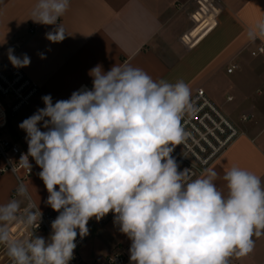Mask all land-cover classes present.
Listing matches in <instances>:
<instances>
[{
    "label": "clouds",
    "instance_id": "clouds-1",
    "mask_svg": "<svg viewBox=\"0 0 264 264\" xmlns=\"http://www.w3.org/2000/svg\"><path fill=\"white\" fill-rule=\"evenodd\" d=\"M69 8L70 0H37L32 20L55 26L45 33L50 42L66 38L58 21ZM247 38L264 40V18ZM7 55L14 68L31 63L12 48ZM89 75L91 89L55 103L45 95V106L19 124L28 143L20 165L30 172L31 157L42 169L46 203L59 215L49 239H13L12 224L39 225L41 213L31 204L22 209L21 199L0 204V245L12 264H69L77 235L86 237L89 220L110 212L131 240L130 264H230L232 256L249 255L253 237L264 235L261 177L234 166L223 176L225 194L214 170L192 179L171 156L187 135L182 121L194 110L190 86L154 80L130 65L107 72L97 65ZM17 196L26 198V189L19 187Z\"/></svg>",
    "mask_w": 264,
    "mask_h": 264
},
{
    "label": "crops",
    "instance_id": "crops-1",
    "mask_svg": "<svg viewBox=\"0 0 264 264\" xmlns=\"http://www.w3.org/2000/svg\"><path fill=\"white\" fill-rule=\"evenodd\" d=\"M36 2L0 0V56H8L9 48L21 44L18 57L27 54L31 60L22 69L40 86L39 94L25 112L14 120L10 117L4 129L7 138L19 140L27 136L19 124L45 106L43 96L51 95L53 103L69 99L81 87L92 88L89 72L95 66L101 65L107 72L114 64L130 65L143 69L157 81L183 80L192 95L202 88L215 104L221 100L225 105L235 102L239 118L227 116L244 134L196 178L208 169L214 170L217 187L227 194L223 176L236 166L260 176L264 184V58L251 54L264 40L250 42L247 38L249 27L264 18V0H215L216 15L207 5L209 1L202 0L205 13L199 10L198 23L192 17L198 7L196 0H70L69 10L58 21L67 34L59 43L45 38L54 25L32 20ZM33 25L42 28L30 36ZM41 53L45 58L41 59ZM231 65L236 68L228 73ZM243 114L254 118L240 127L237 119L241 121ZM3 167L0 159V169ZM33 169L36 173L29 180L28 193L40 209L47 210L49 193L39 176L42 169L35 161ZM17 187V179L11 172H1L0 204L21 199V208L27 206V195L26 198L13 195ZM96 223L93 218L89 220L90 236L81 248V258L95 263L125 248V264H130L131 240L114 223V216L93 232L91 227L100 225ZM253 239L254 250L245 257H230L233 264H264V235ZM94 243L102 255L88 260L82 249L87 247L89 252Z\"/></svg>",
    "mask_w": 264,
    "mask_h": 264
},
{
    "label": "built area",
    "instance_id": "built-area-1",
    "mask_svg": "<svg viewBox=\"0 0 264 264\" xmlns=\"http://www.w3.org/2000/svg\"><path fill=\"white\" fill-rule=\"evenodd\" d=\"M208 6L218 12L215 6V0H203ZM197 9L193 13V20L198 23L197 15L199 10L203 11L202 0H196ZM205 13V12H204ZM206 15V14H205ZM42 27L33 25L30 28V36H34ZM187 37V36H186ZM186 42V41H185ZM14 55L18 56V51L21 44L15 43L13 45ZM253 56H263L264 58V44L258 45L251 51ZM236 65H231L228 68V73H232ZM79 88L78 90L82 89ZM40 86L33 81L22 68H14L8 56H0V159L4 163V167L0 169L1 172H11L17 179L18 187L26 186L19 174V170L23 169L25 176H30L33 173V167L29 170L26 167H21L20 158L28 151V143L25 136H21L19 140L9 139L4 135V129L9 124L10 116L17 114L26 107H28L34 98L39 94ZM261 94V90L257 91ZM228 97V100H231ZM194 110L187 114L182 125L186 132L185 140L175 146L171 156L178 164V171L184 169L189 170V175L195 179L198 175L204 172L205 168L222 152L229 144H231L244 132L232 122V120L212 101L206 91L202 88L196 90L191 97ZM253 115L243 114L241 121L249 122ZM29 157V162L31 161ZM13 195H17V190ZM26 195L29 198V204L33 209L39 207L31 200L30 195L26 189ZM41 218L39 225H34L31 228L24 227L21 223H15L10 226V232L13 239H26L30 235L42 236L46 240L52 234L51 223L59 215L51 207L47 210L39 208ZM113 213L107 214L101 220L97 221L99 224H105L112 217ZM89 223V222H88ZM88 227V225H87ZM78 232V230H77ZM90 233L81 239L79 234L76 238V248L74 249L73 259L69 264H125L127 261V253L125 248H119L108 254L104 259L95 263L85 262L80 255V250L89 239ZM230 264H233L231 260ZM0 264H12L10 257L7 255V249L4 245H0Z\"/></svg>",
    "mask_w": 264,
    "mask_h": 264
},
{
    "label": "rangeland",
    "instance_id": "rangeland-1",
    "mask_svg": "<svg viewBox=\"0 0 264 264\" xmlns=\"http://www.w3.org/2000/svg\"><path fill=\"white\" fill-rule=\"evenodd\" d=\"M197 9V8H196ZM228 92H230V93H233L232 91H228ZM226 93H227V91H226ZM226 95V94H225ZM223 97V96H222ZM218 103H220V104H218ZM216 102V104H217V106H219V108L226 114V115H228V116H231L232 118H239V110L238 109H236L235 108V102H231V103H228V104H224L223 102H222V100L220 101V102ZM222 106V107H221ZM27 108V107H26ZM25 110L26 109H23L22 111H20L19 113H17V114H13V115H11L10 117L12 118V120H14V118H17V117H19L20 116V114H23L24 112H25ZM22 116V115H21ZM238 120V124H239V126L240 127H242V126H244V124H248V122H243V121H240V119H237ZM30 163H31V165H32V167H33V165H34V160L33 159H31V161H30ZM34 173H36V171H34L33 170V173H32V175H30V176H25V174H24V172H23V169H20L19 170V174H20V176H21V178L23 179V182H24V184H25V186H26V189H27V191L29 192L30 191V189H29V180H30V178L34 175ZM47 194V193H46ZM97 224V223H96ZM101 225H103V224H100V225H94V226H92L91 228H92V231H93V229L94 230H96V229H99L100 227H101ZM94 232V231H93ZM87 250H88V248L87 247H85L84 249H82V251H83V255H84V257H86L88 260L89 259H91V258H94V257H98V256H101L102 254H99L100 252V248L99 247H95V243H94V245H93V247L89 250V252H87ZM80 252H81V250H80ZM84 259V258H83ZM100 259V258H99ZM85 260V259H84ZM87 261V260H86ZM99 261V260H98ZM98 261H96V262H98Z\"/></svg>",
    "mask_w": 264,
    "mask_h": 264
}]
</instances>
